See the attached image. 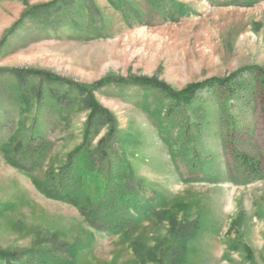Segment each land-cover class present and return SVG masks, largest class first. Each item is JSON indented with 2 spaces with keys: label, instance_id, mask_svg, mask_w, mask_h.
Wrapping results in <instances>:
<instances>
[{
  "label": "rangeland",
  "instance_id": "1",
  "mask_svg": "<svg viewBox=\"0 0 264 264\" xmlns=\"http://www.w3.org/2000/svg\"><path fill=\"white\" fill-rule=\"evenodd\" d=\"M143 79L235 93L199 89L180 109ZM118 162L141 182L121 196L148 204L122 231L39 187L85 168L99 191ZM7 263L264 264V0H0Z\"/></svg>",
  "mask_w": 264,
  "mask_h": 264
},
{
  "label": "trees",
  "instance_id": "2",
  "mask_svg": "<svg viewBox=\"0 0 264 264\" xmlns=\"http://www.w3.org/2000/svg\"><path fill=\"white\" fill-rule=\"evenodd\" d=\"M52 5L55 4L53 3ZM52 5L39 6L34 9V11L29 14V16H35L38 12H41L43 14L50 13ZM135 81L140 87H149L160 90L167 97L173 99V102H175L174 108L177 107L180 109L181 106L189 104L193 101V98L199 89L202 90L205 88L208 89V91H212L213 89V91L216 92L217 87H219L224 88L225 91H229L228 93L234 92L230 90L231 86H229V80L219 81L217 83L219 86L217 87H215V81L207 82L202 85L200 84L197 86L187 87L180 93H175L168 90L167 87L159 81H150L148 79ZM74 155L75 154H73V156ZM105 157L106 155H103L102 158L104 159ZM242 159L243 160L241 162V165L251 166L254 173H257L259 171L256 160H252L249 154H242ZM84 161L85 160H80L76 156L75 159L71 161V166L73 167L75 165H81V163H83ZM112 169V166H110L109 168H107V172L102 173L105 184L102 190L99 191L96 190V188L98 189V187L95 185L96 175H98L99 173L94 172L93 174V171L87 173L85 168H78V170L74 168L73 174H71L70 178H60V180H56L54 186L50 188L43 185H40L39 187L47 196L77 206L82 215L86 218H89L87 219L90 222L91 226H93L94 228H103V222L100 221V219H102L104 221V224L106 225L105 229H108L111 232H118L124 230L128 225L123 214L124 209L128 210L130 209V207H132L131 209L134 214H140L141 211L148 207V204L142 202L144 201V196H139L134 199H131V197L129 196H121L122 193L124 194L129 190H133L135 189V187L139 189L141 185V182L139 180L131 179L132 171L129 164L125 163L120 166V163L118 162L116 165V169ZM54 180L55 179H53L52 181ZM126 184L127 187H125ZM113 186L118 190L116 191V194L112 198L111 202H107V187L110 188ZM80 194L83 197V201L80 200ZM100 210L102 211L101 214L96 219H94L93 216L95 212H99ZM118 214L123 215L119 216ZM94 222L99 223V226L95 225ZM16 257L17 256L13 255V259H17Z\"/></svg>",
  "mask_w": 264,
  "mask_h": 264
}]
</instances>
